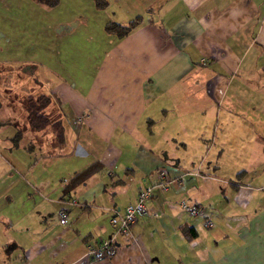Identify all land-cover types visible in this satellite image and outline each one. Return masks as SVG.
<instances>
[{"label":"crops","instance_id":"obj_1","mask_svg":"<svg viewBox=\"0 0 264 264\" xmlns=\"http://www.w3.org/2000/svg\"><path fill=\"white\" fill-rule=\"evenodd\" d=\"M106 2L112 17L125 15L108 21H141L122 36L104 22L80 80L57 73L31 88L49 96L43 112L61 124L63 141L48 155L65 174L4 183L0 264H264V0ZM11 77L0 73V93L16 100ZM158 168L170 180L164 190ZM139 183L151 185L143 203L157 215L136 214L110 258L87 257ZM179 199L202 213L189 216Z\"/></svg>","mask_w":264,"mask_h":264},{"label":"rangeland","instance_id":"obj_2","mask_svg":"<svg viewBox=\"0 0 264 264\" xmlns=\"http://www.w3.org/2000/svg\"><path fill=\"white\" fill-rule=\"evenodd\" d=\"M0 4V73L12 75L11 92L17 95L14 100L0 93V100H4L0 103V225H7L2 200L6 181L18 183L24 177L31 183L56 182L64 173L51 170L54 158L48 151L54 143L53 132L45 128V136L38 138L28 127L23 95L34 86L38 89L37 84L50 85L57 73L71 84L89 73L94 65L93 41L105 36L102 24L125 15L112 17L107 13L111 5L97 9L92 0H58L50 7L33 0ZM48 109L43 111L48 113ZM20 158L24 164H19ZM25 167L32 168L24 176ZM37 167H44L46 173L37 176Z\"/></svg>","mask_w":264,"mask_h":264},{"label":"built area","instance_id":"obj_3","mask_svg":"<svg viewBox=\"0 0 264 264\" xmlns=\"http://www.w3.org/2000/svg\"><path fill=\"white\" fill-rule=\"evenodd\" d=\"M154 175L156 178V185L164 190L168 186V182L170 181L167 178L166 172L164 168H158L154 171ZM151 185L146 183H139L136 186L134 199L131 202L125 204L121 210V212L114 213L109 218V223L114 227L113 232L108 237L97 238L91 241L90 244L85 246V254L90 259L98 260V259H108L110 258L116 251V236H127L129 235V225L134 221L136 214L146 213L144 207V201L150 195ZM72 203L75 201L72 199ZM177 205L181 208L185 213L189 216L197 215L202 213L201 207L194 203H188L185 199H179L177 201ZM151 215H157L156 211L147 212ZM56 215L59 223H65L67 217V210L65 208H58L56 210ZM204 226H210L211 220L209 218H204L203 220Z\"/></svg>","mask_w":264,"mask_h":264},{"label":"trees","instance_id":"obj_4","mask_svg":"<svg viewBox=\"0 0 264 264\" xmlns=\"http://www.w3.org/2000/svg\"><path fill=\"white\" fill-rule=\"evenodd\" d=\"M46 6H54L58 0H33ZM96 8L104 7L106 0H93ZM141 15H135L125 22L108 21L104 23L103 28L106 32L122 36L134 28L140 21ZM50 98L45 93H26L23 99V108L25 110V119L28 127L31 130L37 131L48 128L53 132L54 138L57 142L63 141L62 127L58 119L49 117L43 112V108L48 104ZM239 175V171L235 173ZM197 205V204H196ZM182 231L185 237H192L195 234L191 226L183 228Z\"/></svg>","mask_w":264,"mask_h":264}]
</instances>
